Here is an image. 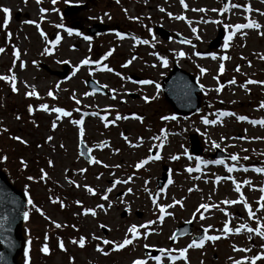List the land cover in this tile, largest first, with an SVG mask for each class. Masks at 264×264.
Instances as JSON below:
<instances>
[{"label":"rangeland","instance_id":"374dc122","mask_svg":"<svg viewBox=\"0 0 264 264\" xmlns=\"http://www.w3.org/2000/svg\"><path fill=\"white\" fill-rule=\"evenodd\" d=\"M84 1L55 0L52 3V0H40L37 3V0H0V9H10L6 28L3 27L5 14L0 11V47L5 49L0 53V75L14 74L17 88L16 92H12L10 81H0V167L7 171L18 188L30 193L27 199L30 197L45 213V216H41L27 204L29 219L25 221L24 228L29 264H132L138 258H147L148 264H156L144 253L145 245L154 249L178 250L186 247L192 241L191 236L179 238L175 243L169 239L181 223L193 221L196 231L212 225L209 235H221L225 221L229 222L230 227L239 226L240 223L257 227L256 218L249 219L242 204L222 203L226 199H238L240 194L235 192V185L230 180L222 179L217 183V176L231 175L241 184V192L255 212V217L261 218V224H264V209L257 203L264 195L259 191L264 186V174L251 170L264 166V139H253L264 137V126H254L248 121L236 119L239 115L249 119L264 118V109L259 108V104L264 102V85H246L248 90L240 87L248 79L264 81V60L259 58L264 55V36L259 35L257 30L245 29L242 30L243 34L237 32L233 36L227 49L224 47L225 36L231 31L225 25L245 23V17H248L264 26V15L259 14L264 12V2L185 0L188 6L185 9L180 0H91L88 9L77 14L84 19V24H118L124 34L121 38L101 33L91 36V40H85V30L72 31L69 35V20L62 15L66 3ZM226 3H236L241 7L230 8L224 13L212 10H219ZM243 6H250L253 11L245 12ZM160 8L164 11H160ZM200 8L205 11L193 10ZM41 9L45 11L41 12ZM177 15H183L186 19H174ZM160 24L185 35L191 43L162 40L155 32V26ZM192 28L197 31L192 32ZM220 29L224 32L221 44L217 48H209ZM260 31H264V27ZM57 36L61 39L53 45ZM140 40H148L149 43H139ZM46 48L50 50L47 53L44 51ZM16 51L20 54L19 58L15 56ZM110 51L112 55L108 56ZM181 51L185 53L183 57L179 56ZM213 54L216 59L212 58ZM223 56L230 59L222 60ZM161 57L167 59L166 67L162 66ZM85 58L92 63L82 65L80 62ZM97 60L99 64L95 63ZM64 62L71 65L65 79H59L39 66L45 63L53 70H63L61 65ZM176 63L193 72L203 86V98L207 100L203 110L191 117L175 116L161 91L162 78ZM221 63L225 68L223 73L219 72ZM104 65L113 71L103 70ZM237 66L240 71H235ZM201 68L206 69L203 74ZM132 73L153 83L135 82L129 77ZM88 77L106 86L115 98L89 92L85 84ZM233 78L236 83L229 84L228 81ZM220 85L223 88L218 92L216 89ZM33 90L38 96L26 95ZM49 91L53 92L55 99L47 95ZM144 97H149V100L146 102ZM77 99L80 100L79 105L75 103ZM40 104H47L50 109L63 107L72 115L57 120L56 113L40 110ZM29 105L33 107L31 113L28 111ZM77 108L79 111H76ZM93 112L98 115H91ZM132 112L141 113L144 117L137 120L131 115ZM220 112H233L236 115L218 117ZM117 113L128 119L116 120L105 127L106 121L100 117L107 116L111 121L115 120ZM163 116H175L176 119L163 120ZM74 119H83V141L91 150V159L100 160V164L89 163L80 154V126L71 123ZM204 119L217 120V123L205 124ZM53 121L57 123L55 130L51 128ZM190 133L199 135L205 148L204 155L196 157L190 151ZM13 136L21 137L26 144L31 143L23 156L17 155L16 151L24 144L13 140ZM48 136H53V140L47 141ZM104 142V148L97 146ZM214 143L241 159L236 162L230 159L224 164L207 163V153L216 148ZM157 154L159 160L153 159L142 168H135L140 160ZM173 156L178 159H172ZM244 156L248 160L242 159ZM21 160L27 167L21 164ZM48 160L53 161V167H48ZM166 165L174 169L170 177L173 183L158 188L157 179ZM232 165L247 167L249 171L229 174L226 166ZM197 166L199 171H196ZM42 168L48 173V178L43 181L40 180ZM188 168L193 171L189 173ZM80 169L85 171L81 173ZM29 176L34 179L29 181ZM129 176L133 178L129 183L116 184L111 192H106L116 180ZM69 180L75 181V184H69ZM245 180L250 181L251 185L244 184ZM85 186L92 187L95 195L89 194ZM129 188L132 189L130 193L127 191ZM189 188L193 191L189 192ZM161 189L164 191L161 192ZM105 194L108 200L102 199ZM154 196L158 204H172L174 200H180L183 207L174 205L166 209L173 215L165 216L163 223L157 221L149 225L146 238L145 229L138 227L141 237L121 250H113L112 245L102 243L103 240L122 242L126 235L130 237L127 229L132 225L139 226L156 220L158 209L152 202ZM36 197L40 202L35 201ZM50 198L57 202L52 203ZM76 201L81 204L78 205ZM60 202L65 205L63 208ZM201 203L217 204L219 208L208 211L201 209L205 216L201 220L200 213L196 212ZM100 204L104 205L103 209L96 207ZM109 204L111 207H108ZM85 208H94L96 215H84ZM220 208L229 215L226 217ZM53 222L62 227L56 228ZM80 236L86 238L83 248L71 243ZM93 236L97 239H93ZM60 240L66 250L58 247ZM45 243L50 250L48 254L41 252ZM261 244H264V240L260 237L242 230L240 234L221 235V239L214 242L206 241L202 248L189 249L185 254L186 262L184 259L170 261L167 254H163L161 264H232L230 257H251L255 252L264 251ZM97 245L108 254L96 251ZM233 246L250 248L251 251H233ZM22 259L25 263L24 256ZM261 261L264 264V260Z\"/></svg>","mask_w":264,"mask_h":264},{"label":"snow or ice","instance_id":"6c2138e0","mask_svg":"<svg viewBox=\"0 0 264 264\" xmlns=\"http://www.w3.org/2000/svg\"><path fill=\"white\" fill-rule=\"evenodd\" d=\"M117 2H119V0H117ZM262 2H264V0H262ZM37 3H40V0H37ZM52 3H55V0H52ZM180 4L186 9L188 6L187 4L185 3V0H180ZM238 7H241V5L239 4H236V3H226L224 5V7H222L221 9L217 10V9H212L213 11H219L221 13H224V12H227L230 8H238ZM244 7V11L245 12H251L253 11L251 9L250 6H243ZM194 11H200V12H204L205 9L203 8H200V9H193ZM0 11H3V13L5 14V18H4V22H3V27H7V24H8V21H9V17H10V9L8 8H2L0 9ZM45 11L44 9H41V12ZM160 11H164L163 8H160ZM256 11H259V10H256ZM260 15H264V12H260L259 13ZM169 16H172L171 13H169ZM130 19H139L138 17H130ZM174 19H177V20H184L186 19L183 15H177L174 17ZM246 19V22L245 23H237L235 25H231V24H228V25H225L226 29H230L231 31H229V34L227 36H225V39H224V47L225 49H227L230 45H229V41L233 38V36L237 33V32H240L241 34H243L242 30H245V29H253V30H257L258 34L259 35H262L264 36V31H260L262 29V26L258 21L254 20V19H251V18H248V17H245ZM214 23H219V21H212ZM28 23H35L34 21H28ZM190 23V22H189ZM62 27V25H61ZM72 29H67V32L69 33V35L72 34ZM197 29L196 28H192V32H196ZM9 36L11 35L10 33L8 34ZM41 35H44L43 32H41ZM77 35H80L79 33H77ZM118 36H121V38H123V36L120 34V33H117ZM61 39L60 36H57L56 37V41H53V45H55V43H57L59 40ZM84 39L85 40H91V37L89 36H84ZM135 39V38H134ZM197 39H199V36H197ZM139 43H143V44H148L149 41L148 40H140L138 41ZM185 43H191L190 41H184ZM5 51V49L3 47H0V53H3ZM46 53L49 52L50 50L49 49H45L44 50ZM19 52L16 51L15 52V56L17 58H19ZM108 56H111L112 55V52L110 51L108 54ZM185 55V53L183 51L179 52V56L183 57ZM197 55H199V53H197ZM107 57H105L106 59ZM213 59H216V56L213 54L212 56ZM261 60H264V55H261L259 57ZM133 59H135V57H133ZM162 60V66L166 67L167 66V59L161 57L160 58ZM222 60H227V59H230V57L228 56H223L221 58ZM82 65H88L90 63H92V61H90L88 58H85L83 59L81 62H80ZM95 63L99 64L100 61L97 60L95 61ZM128 63H131V61H129ZM250 63V62H249ZM23 63H21V67H23ZM126 66V65H124ZM154 66V65H153ZM103 70H106V71H113V69L107 67L106 65L103 66ZM225 70L224 68V64L221 63L220 66H219V72L220 73H223ZM11 71V69L9 70ZM206 71V69L204 68H201L200 69V72L201 74H203L204 72ZM235 71H240L239 69V66L236 67ZM117 75H120L119 73H117ZM0 81H10L11 82V91L12 92H16L17 91V88H16V76L13 74V75H0ZM139 83L141 84H152L153 81L151 80H142V81H139ZM229 84H235L236 81L235 79L233 78L232 80L228 81ZM251 84H260V85H264V81H255V80H251V79H248L245 84H241L240 87L242 88H245V90H248L246 88V85H251ZM157 89H159V85L157 84L156 85ZM201 87H203L201 85ZM223 88V85H220L216 90L219 92L221 89ZM115 91V90H113ZM26 95L28 96H38V93L33 90V91H30V92H27ZM48 96L50 97H53V99H55L56 97L53 95V92L52 91H49L47 93ZM85 95H88V93H85ZM74 98V97H73ZM115 98V97H113ZM154 98V97H153ZM145 101L147 102L149 100V97H144ZM75 103L77 105L80 104V100H75ZM259 108L261 109H264V102H261L259 104ZM39 109L40 110H43L45 112H53V113H56L57 114V117L56 119L59 120L61 118H67V117H71L72 113L70 111H66L63 107H53V108H49V105L47 104H40L39 105ZM28 111L29 113L33 112V107L31 105L28 106ZM76 111H79V109L77 108ZM85 115H87V113H85ZM91 115L93 116H97L98 113L96 112H93L91 113ZM236 114L233 113V112H220L217 114L218 117H223V116H235ZM102 120H105L106 123H105V127H108V124L109 123H115L116 120H121V119H128L127 116H121L119 113L116 114L115 116V120H111L109 121L107 116H101L100 117ZM135 119L137 120H142L141 117L139 116H134ZM17 119H19V116H17ZM161 119L163 120H175L176 117L175 116H163ZM236 119L239 120V121H248V123L252 124V125H260V126H264V118H261V119H249L247 116L245 115H239V116H236ZM205 124H216L217 123V120H208V119H204L203 121ZM71 123L74 124V125H78L80 126L79 129H78V134H79V137L81 138L80 139V143L83 144L84 141H83V137H84V134H85V129L84 127L82 126L83 125V119H74V120H71ZM57 127V123L56 121H53L52 124H51V128L53 130H55ZM4 131H7V129H4ZM247 137H242V139H246ZM13 140H16V141H19L21 144H26L27 142L25 140H23L21 137L19 136H13L12 137ZM125 139H127V137H125ZM153 139H156L155 137ZM223 139V138H222ZM253 139H264V137H254ZM47 141H52L53 140V136H48L46 138ZM98 147L100 148H104L106 145L104 143H100L99 145H97ZM135 146V145H133ZM214 147H219V144H213ZM61 148L63 147V145L60 146ZM89 151H91L89 149ZM118 151V150H117ZM245 151H247L245 149ZM3 159H7V157H3ZM159 160L160 159V156L157 154V155H150L149 157L145 158V159H142L140 160L138 163L135 164V168L136 169H140L142 168L144 165L148 164L150 160ZM172 159H178L177 156H173ZM230 159L234 162L238 161L241 159V157H239L237 154H232ZM242 159L244 160H248V157L247 156H244ZM89 163H94V164H100L101 161L98 160V159H90L89 160ZM208 163H215V164H224V160H216V161H208ZM21 164L24 166V167H27L26 163L21 160ZM47 164H48V167H53L54 164H53V161L52 160H48L47 161ZM104 167H108V165H104ZM116 167H119V165H116ZM226 169H227V172L230 174V173H233L234 171H244V172H247L249 171V168L247 167H243V168H237L235 165H232V166H226ZM199 166H197L196 168V171H199ZM252 171L258 173V174H264V166H261V167H253L251 169ZM85 171V169H80V172L83 173ZM187 171L189 173H191L193 171L192 168H188ZM40 180H46L48 178V173L42 168L40 169ZM99 178V177H97ZM29 181H32L34 178L32 176H29L27 178ZM133 178L131 176H129L127 179H124V180H116L115 183L112 184L111 187H109L108 189H106V192H111L112 189L116 186V184H127L129 183ZM216 182L219 183L222 179H227V180H230L232 181V183L235 185V192L239 193V198L238 199H226L224 201H222L223 204H226V205H236V204H242L244 209L247 210V215H248V218L249 219H253V218H256V221H257V224L258 226L253 228V227H250L247 223H240L239 226H235V227H230L229 226V222L228 221H225L223 223V226H222V229H221V235H227V234H240L242 230H246L247 233L249 234H255L256 236L260 237L262 240H264V224H261V218L259 217H255V212L252 210L251 206L249 205V203L247 202V199L246 197L243 195V193L241 192V184L238 183L231 175H228L227 177H220V176H217L216 178ZM69 184H75V181H72V180H69L68 181ZM173 183L172 180H169V184ZM244 184H247V185H251V182L248 181V180H245L243 181ZM77 187H80V185H76ZM86 187V190L89 194L91 195H95V191L92 187H88V186H85ZM127 191L130 193L132 191L131 188L127 189ZM164 189H161V192H163ZM189 192L193 191L192 188H189L188 190ZM259 191L261 193H264V186L260 187L259 188ZM26 196H28L29 194L26 192L25 193ZM158 195V194H157ZM102 199L104 200H108V196L107 194L103 195L102 196ZM209 199H211V197H209ZM51 202L52 203H56L57 201L56 200H52L50 198ZM153 204L156 205L157 209H158V215L156 217V220H150L148 221L146 224H143V225H132L131 227H129L127 229V233L130 234V237L126 235V237L122 240V242H114V241H109V240H103L102 243L104 245H112L113 247V250H121L123 248H125V246H128V245H131L133 244V241L135 239H138L141 237L142 233L138 230V227L139 228H142V229H145V238H146V234H147V231H148V226L149 225H152V224H155L157 221H159L160 223H163L164 219H165V216H171L173 215V213L171 212H168L166 211V209L168 208H172L174 205H180L181 207H183V204H182V201L180 200H174L172 204H158L157 203V200L155 198V196L153 197V200H152ZM76 203L78 205L81 204L80 201H76ZM258 205L260 208L264 209V195H262L260 198H259V201H257ZM27 204L29 206H31L37 213H39L41 216H45V213L42 211L41 208L37 207L34 203H33V200L29 197L27 199ZM60 206L63 208L65 205L63 204V202H60ZM97 208H101L103 209L104 208V205L103 204H100V205H97L96 206ZM108 207H111V204L108 205ZM210 208H219V205L217 204H209V203H201L198 208L196 209V212L197 213H200V216L199 218L201 220L205 219V216L203 214V212H201L200 210L203 209L205 211H208ZM220 211L224 212V215L227 217L229 215V213L223 209V208H220L219 209ZM91 214L92 216H95L96 215V211L94 208H85L83 209V214L84 215H87V214ZM196 217V213L193 214V218ZM4 219H7V217H5ZM23 219L25 221H27L29 219V212L28 211H24L23 212ZM55 227L56 228H61L62 225L59 224V223H55ZM75 227V226H74ZM212 228V225H208L205 229H204V232L203 234L200 236L199 239H193L190 243L187 244L186 247L184 248H181V249H159L160 253L161 254H167L168 256V259L170 261H173L175 262L176 260L178 259H184L185 262H186V253L188 252L189 249H193V248H202L205 244L206 241H217L219 239H221V235H209L208 234V231L209 229ZM249 239H251V235H249L248 237ZM93 239H97V237L93 236ZM170 240L172 241H176L177 240V236L176 234H173L172 236L169 237ZM45 240H47V236H45ZM2 242V241H0ZM30 243V241H29ZM71 243L72 244H76L78 245L80 248H83L85 247V244H86V238L84 236H80L78 239H73L71 240ZM58 247L63 251V250H66L65 249V246H64V243L62 240L59 241L58 243ZM145 247H148V245H145ZM261 249H264V244H261ZM49 247L47 245V243L44 244V246L41 248V252H43L44 254H48L49 253ZM96 251L104 254V255H107L108 253L102 248L100 247L99 245H97L96 247ZM233 251H239V252H248V251H251L250 248H238L236 246H233ZM173 253H176V254H173ZM24 257H25V264H29V250L28 248H25L24 249ZM152 259H154L156 261V264H161V261H162V255H156L154 257H151ZM231 261H232V264H257V261L258 260H264V251L258 253V254H255L251 257H248V256H244V257H241L239 259H233V258H229ZM0 261H3V254H0ZM132 264H148V259L147 258H138V259H135L132 261Z\"/></svg>","mask_w":264,"mask_h":264},{"label":"water","instance_id":"95a60500","mask_svg":"<svg viewBox=\"0 0 264 264\" xmlns=\"http://www.w3.org/2000/svg\"><path fill=\"white\" fill-rule=\"evenodd\" d=\"M88 6L89 4L87 2L83 4L72 3L68 4L64 9L63 15L69 17L73 30L83 28V19L78 17L77 13L88 8ZM115 29L119 28L104 23H95L91 27H88V31L93 35ZM156 31L163 39L170 40L172 38V34L162 26H157ZM175 36L178 41L185 40L179 34H175ZM222 37L223 32L220 31V34L212 42L210 47L219 46ZM40 66L50 74L57 75L61 79L67 77L70 69L69 64H64L63 70H53L45 63H41ZM133 78L139 79L137 76H133ZM86 83L90 88V92L108 93L105 87L91 77L87 79ZM162 91L166 101L177 115L190 116L201 109L202 88L192 73L182 69L178 65H175L170 74L162 80ZM190 141L192 151L197 155L202 154L203 148L201 147L198 136L195 134L190 135ZM80 153L88 161L91 159L89 148L85 142L83 144L80 143ZM215 156L226 157L227 154L218 151ZM167 175L168 169L164 172L163 177L159 179V186H162L166 182ZM26 202L27 196L25 193L16 187L10 180L8 174L0 168V241H2L0 242V254H3V261H0V264H25L21 260V257L24 255V249L27 248L23 219V212L26 211ZM5 217L7 219H4ZM190 225V223H187L180 227L176 236L178 237L179 235H185L190 232H187L184 228H188ZM145 252L153 257L159 254L158 250H151L150 248H146Z\"/></svg>","mask_w":264,"mask_h":264},{"label":"trees","instance_id":"16d2710c","mask_svg":"<svg viewBox=\"0 0 264 264\" xmlns=\"http://www.w3.org/2000/svg\"><path fill=\"white\" fill-rule=\"evenodd\" d=\"M30 145H31V143H28V144H24V145L22 146L21 149L17 148V151H16L17 155H19V156H23V153H24V152H27L28 147H29ZM35 201H36V202H37V201L40 202L39 199H37V197L35 198Z\"/></svg>","mask_w":264,"mask_h":264},{"label":"flooded vegetation","instance_id":"af4514ba","mask_svg":"<svg viewBox=\"0 0 264 264\" xmlns=\"http://www.w3.org/2000/svg\"><path fill=\"white\" fill-rule=\"evenodd\" d=\"M207 157H209V153H208ZM228 160H230V159H228ZM173 171H174V169H173V167L171 166V167H170V173L173 172ZM194 230H195V232H194ZM198 230H199V229H198ZM198 230H197V231H198ZM197 231H196L195 227L193 226V233H197ZM199 231H200V230H199ZM255 254H258V252L253 253L251 256H253V255H255ZM260 263L262 264L263 262H262L261 260H258V261H257V264H260Z\"/></svg>","mask_w":264,"mask_h":264}]
</instances>
